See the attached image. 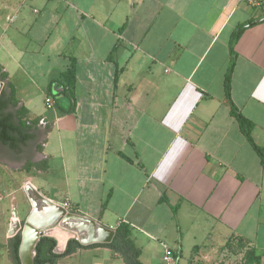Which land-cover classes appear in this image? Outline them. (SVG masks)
I'll list each match as a JSON object with an SVG mask.
<instances>
[{
    "label": "crops",
    "instance_id": "1",
    "mask_svg": "<svg viewBox=\"0 0 264 264\" xmlns=\"http://www.w3.org/2000/svg\"><path fill=\"white\" fill-rule=\"evenodd\" d=\"M240 25L231 101L264 151V15L244 1L0 0V74L30 136L0 141V264H14V211L58 218L42 236L59 253L91 238L89 219L96 233L127 225L143 264H166L164 243L171 264H230L232 237L264 264V166L224 89ZM72 58L68 112L60 75ZM57 264L126 263L95 246Z\"/></svg>",
    "mask_w": 264,
    "mask_h": 264
},
{
    "label": "trees",
    "instance_id": "2",
    "mask_svg": "<svg viewBox=\"0 0 264 264\" xmlns=\"http://www.w3.org/2000/svg\"><path fill=\"white\" fill-rule=\"evenodd\" d=\"M248 25H240L233 33L231 40V60L225 76V95L231 104V113L239 122L240 128L248 141L258 151L261 164L264 166V151L256 145L253 141L252 131L254 128L253 122L245 118L234 106L231 101V79L235 66V57L233 54V44L240 37L242 32ZM64 84L62 94L70 101V108L68 112H73L76 108L75 85H76V61L72 58L71 63L65 71L60 75ZM7 75L0 74V80L5 81ZM14 91L10 89V83L6 82L5 87L0 96V141L9 146L11 149L16 148L19 144H25L30 136L23 133L20 118L16 120L15 114L9 111L10 106H14ZM57 102H61L57 99ZM141 165V164H140ZM164 200V197L161 198ZM238 238V239H237ZM21 244V230H19L9 241L10 258L14 264H21L19 248ZM57 242L55 239L47 236H42L36 245V255L34 264H57L61 257L70 255L81 248L105 246L109 247L121 254L126 264H143L140 259V250L136 247L130 237V229L125 224H120L115 232L111 242L93 243L84 245L76 239H70L67 243L64 252L56 251ZM226 247L231 251H238L243 253L246 263L260 264L261 255L256 254V249L249 245V241L239 237H232L226 242Z\"/></svg>",
    "mask_w": 264,
    "mask_h": 264
},
{
    "label": "water",
    "instance_id": "3",
    "mask_svg": "<svg viewBox=\"0 0 264 264\" xmlns=\"http://www.w3.org/2000/svg\"><path fill=\"white\" fill-rule=\"evenodd\" d=\"M4 87V81H0V96ZM71 218L86 220L83 217L77 216L75 214H67L65 217L66 220ZM57 220L58 218H53L47 221H36L34 218H32V216H28L25 221L22 222L19 220L17 212H13L11 230L9 235L11 236V239L19 230H21V244L19 248L20 259L22 262L21 264H34L36 245L43 235V229L47 226L53 225ZM87 222H90L92 225L91 238H89V240L81 239L82 244L88 245L89 243L93 242L105 243L112 241L115 235L114 231L100 228L98 233H96L94 228L95 223L89 219L87 220Z\"/></svg>",
    "mask_w": 264,
    "mask_h": 264
},
{
    "label": "built area",
    "instance_id": "4",
    "mask_svg": "<svg viewBox=\"0 0 264 264\" xmlns=\"http://www.w3.org/2000/svg\"><path fill=\"white\" fill-rule=\"evenodd\" d=\"M241 1H244L255 11H258L264 15V0H241ZM64 205L66 207H70V203L68 202H65ZM162 245L164 248L163 260L166 264H171L174 261V252L165 243Z\"/></svg>",
    "mask_w": 264,
    "mask_h": 264
},
{
    "label": "rangeland",
    "instance_id": "5",
    "mask_svg": "<svg viewBox=\"0 0 264 264\" xmlns=\"http://www.w3.org/2000/svg\"><path fill=\"white\" fill-rule=\"evenodd\" d=\"M1 257V256H0ZM238 257V259H236ZM244 259L243 257V253L238 252V251H231L228 250L227 256H226V260L228 262H230V264H239V262H242L241 259ZM2 262V261H1ZM3 264H9L7 262L3 263Z\"/></svg>",
    "mask_w": 264,
    "mask_h": 264
},
{
    "label": "bare ground",
    "instance_id": "6",
    "mask_svg": "<svg viewBox=\"0 0 264 264\" xmlns=\"http://www.w3.org/2000/svg\"><path fill=\"white\" fill-rule=\"evenodd\" d=\"M30 251H31V248H30Z\"/></svg>",
    "mask_w": 264,
    "mask_h": 264
}]
</instances>
